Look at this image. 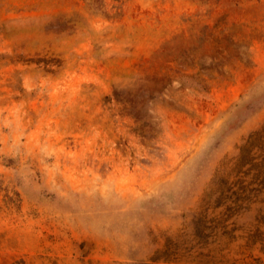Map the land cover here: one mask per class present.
Returning a JSON list of instances; mask_svg holds the SVG:
<instances>
[{"label": "rangeland", "instance_id": "obj_1", "mask_svg": "<svg viewBox=\"0 0 264 264\" xmlns=\"http://www.w3.org/2000/svg\"><path fill=\"white\" fill-rule=\"evenodd\" d=\"M263 126L264 0H0V264H138L191 239ZM263 215L232 219L234 264H264Z\"/></svg>", "mask_w": 264, "mask_h": 264}, {"label": "trees", "instance_id": "obj_2", "mask_svg": "<svg viewBox=\"0 0 264 264\" xmlns=\"http://www.w3.org/2000/svg\"><path fill=\"white\" fill-rule=\"evenodd\" d=\"M256 148L262 150V158L256 153ZM247 165L249 170L257 169L258 176L264 175V126L252 132L239 154L224 163L217 173L200 210L188 224L192 238L187 241L170 238L164 248L138 264H234L223 253L232 241L241 237L237 233L240 227L232 219L251 208L259 198L264 201L261 197L264 178L260 182L262 186L257 187L253 186L254 181L245 184L241 176L249 172L245 169ZM260 221L264 222V215ZM247 238L248 245L261 243L264 250V232L260 227Z\"/></svg>", "mask_w": 264, "mask_h": 264}]
</instances>
